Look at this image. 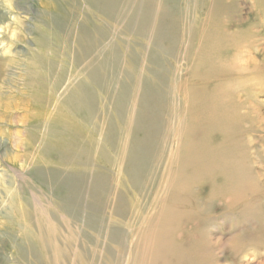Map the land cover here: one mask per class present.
Returning a JSON list of instances; mask_svg holds the SVG:
<instances>
[{
	"label": "rangeland",
	"instance_id": "obj_1",
	"mask_svg": "<svg viewBox=\"0 0 264 264\" xmlns=\"http://www.w3.org/2000/svg\"><path fill=\"white\" fill-rule=\"evenodd\" d=\"M162 1L0 0V264H48V260H45L48 254L51 256L47 257V259L53 256V264H78L79 260L81 261L79 264H113V262L116 264L120 257H123L126 249H128L129 259L130 252L133 254V252L136 253L137 251H135V245L139 246L140 239H138L139 233L137 231L145 222L143 215H154V212L159 210L156 202L159 199L158 196H161L160 190L162 191L165 184L164 178L169 174L176 177L180 171L185 172L187 181H190V185L184 191V194L187 197H192L191 200L195 202L196 206L194 207V213L189 215V217L191 216L190 218H184L180 221V226L187 236L185 239V241L187 240L186 246L189 247L193 243L196 244L200 249L199 255L205 259H217L218 264H264V130L259 129V131H256L255 137L253 139L248 138L249 141L245 139V144H247L245 146L247 155H245V163L243 164L245 165V171L241 170L239 173L242 176V181H245V192L243 198L239 196L237 198L239 201H235L232 204L231 198L222 199L211 191L212 186L220 182V179L217 178L218 175L214 174L212 177L207 172H193L192 159H190L191 162L189 160L185 164L170 166V161L167 157L170 152L169 150L167 151L165 141L170 136L166 132L167 128H169L167 127L166 119L169 115L175 116L177 114L175 117L173 116L174 119L176 118L174 120L176 125L174 129L176 133L179 131L183 136L180 145L182 150L184 151V149L196 143L200 134L197 130L195 132L193 129L190 130L187 124L192 125L196 121L195 119L198 118V109L196 110V107H198L199 99L200 102L207 99L211 93H215L217 87L223 88V86L230 85L233 92L230 95H238L245 91L246 97L247 91L253 92L254 99L259 103V109L264 114V0H164L163 3L166 1L165 4H162ZM227 5H230L229 8ZM89 14L90 16H88ZM140 15L143 17H140ZM222 29L228 33L231 32L232 34H227L233 35L232 38L235 37V40L241 39L240 46L245 49L246 55L245 76L238 77L233 75L227 79H222L223 82L217 80L212 74L210 76L211 63L223 61L218 60L221 53L209 56L206 48H199L200 42H203L202 44L205 43L204 45L212 43V38L210 37H212L211 32L214 30L225 35L226 32H221L223 31ZM101 33L106 34L103 36ZM91 35L93 36L91 37ZM183 42L186 44L184 45ZM187 42L189 43L187 44ZM108 44L110 51L107 48ZM256 47H259V49H256ZM38 48H41L40 51H38ZM103 48L106 51H103ZM247 48L249 49L248 51ZM185 53L190 54L192 61L189 58L186 60L182 58ZM42 54L46 55L43 56ZM217 56H219L218 59L216 58ZM247 56L249 57L247 58ZM230 60L224 65L226 67L229 66L234 72L235 62L234 59ZM120 61L121 63L124 62V64L119 63ZM187 61L190 62L188 63ZM109 63L110 65H107ZM117 65H121V67H115ZM110 66L112 70L109 69ZM137 66L139 67L137 68ZM35 68L36 72L33 70ZM82 69H86L87 72ZM119 69L121 70L119 71ZM43 70L44 73L42 72ZM143 70L144 75L150 76H144ZM171 70H177L175 75L174 73H172L173 75L171 74ZM119 75L121 76L119 77ZM195 75H197L196 78ZM123 80L126 81L123 82ZM157 81H160V83ZM115 82L116 84H114ZM119 83L120 85H118ZM141 84L142 88H146H143V92L146 90L144 93L142 92ZM127 85L130 87L129 89ZM110 86H113L112 88L115 90H112ZM62 87H64V90ZM124 87L127 92L122 90ZM77 88L81 89L80 93V89L78 90ZM168 88V91H164ZM73 89L76 92H73ZM161 91H163V94ZM140 92L145 96L142 93L140 94ZM171 92L174 93L170 94ZM96 93L99 96L98 94L96 96ZM165 93L173 97L175 102L172 101L173 107L176 108V111H173L172 114L167 113V94ZM62 94L64 96H61ZM114 94L120 99L117 97L113 98L116 96ZM101 95H107L106 98L108 100L103 98V96L101 97ZM119 95L125 96V100L122 103H124L128 111L124 110L125 107L123 105V111L119 108L118 104L121 100ZM248 95H250L248 97L253 99L251 93ZM174 96L176 97L174 98ZM97 97H101L100 100L99 98L97 100ZM139 100L141 101L139 102ZM70 101L74 102L75 106ZM53 102L54 104H52ZM108 102L109 104H106ZM111 102L116 104H111ZM137 102L138 104H136ZM144 102L147 104L146 106ZM148 107L150 108L148 109ZM184 107H186V110L182 111V109H185ZM105 109L107 112H104L106 111ZM136 109L140 110L139 114H137L138 111ZM146 109L149 112H145ZM74 111L77 114L73 113ZM151 111L153 112L152 114H150ZM71 112L72 114H70ZM144 112L150 115L141 116L140 114H144ZM189 113H191V116ZM89 114L95 117L90 116V119ZM193 114L195 119L192 117ZM82 116L83 119L85 118L84 121L81 119ZM110 116L111 118H109ZM145 116L151 119L152 117L157 118L161 122L160 125L154 128L152 121H149L151 119L146 118L144 120ZM123 117L125 122L122 119ZM99 119L101 120L99 121ZM181 119L184 123L182 129L178 126V122ZM138 120L139 122L143 121V128L148 126L147 128H150L148 129L150 132L147 128H145V131L142 130V127L139 130L134 125ZM41 122L45 124L43 125ZM64 124L68 128L67 130ZM68 124L69 126H67ZM90 124L93 125L91 126ZM148 124H151V126ZM50 125H55L57 131L51 130ZM82 126L84 127L83 129H81ZM70 127L71 129L76 128V130L71 131ZM47 129L50 130L48 131ZM59 129L61 130L58 131ZM163 129L165 130L163 131ZM145 132H149L151 135L155 132L154 135L157 139L158 146L153 151L154 153L151 152L150 155L147 154L149 150L147 149V144L149 146V142L145 138L151 135L147 134L144 137L146 135ZM246 132L250 133L249 130H246ZM137 134L138 136H136ZM139 136L143 137L141 139H143L144 143L140 141ZM170 137L169 141L173 140L170 147L174 148L173 152H175L178 143L176 144L173 136ZM110 138L111 140H109ZM136 139L142 142V144L139 143L138 150L135 149L134 145L135 141H137ZM250 140L252 141L250 142ZM70 142L74 143L71 145ZM124 143L127 144L124 145ZM143 145L146 146L144 147ZM66 146H70V148ZM132 146L134 149L130 148ZM159 147H162L161 150H159ZM49 149L52 150L50 151ZM182 152L179 151L177 154ZM183 153L182 158H184ZM141 154L147 155L146 158L149 161ZM139 157L143 159H139ZM163 159L167 161L165 160L166 162H164ZM72 160L74 161L72 162ZM158 161L159 165L157 166L156 163ZM203 161L205 162V160ZM88 162L92 166H89L91 164ZM148 164H152L153 168L151 165L149 167ZM150 168L154 170L152 171ZM167 169L168 171L166 172ZM162 173L165 174L163 175ZM158 175L160 176L158 177ZM161 176L162 178H160ZM135 177H138L139 183L142 181L143 188H146L145 191L142 190V195L139 194V184L136 185ZM160 182L162 183L160 184ZM156 184L157 188L154 186ZM193 193L194 195H192ZM100 194H103V198ZM18 195L20 196L18 197ZM28 197L30 198L28 199ZM118 198L125 199L120 200ZM26 200L28 201L27 203L25 202ZM14 202L17 208L14 207ZM18 204H21V206ZM19 206L20 210L18 209ZM117 207L120 209H117ZM139 207H142L140 211ZM24 210L26 211L24 212ZM129 211L130 213H128ZM119 212L128 217L125 218ZM50 214H54L53 222L59 226L56 231L57 234L55 239L53 237L47 241L50 247L49 250H43L39 255L34 256L30 253V246L23 234L25 233L23 228L25 225H33L40 220L38 219L40 217L48 221ZM18 215L19 218L15 217ZM90 217L96 220V231L91 229L87 223ZM14 219L15 221H13ZM17 224L19 228L16 227ZM114 227L119 228L120 237H118L117 241L126 247L124 248L125 251L121 249L123 247H120V243L117 244V241L114 243L109 241L110 236L108 235H111ZM187 229L188 231L190 230V233L187 232ZM30 231L32 230L29 229ZM86 235L92 237V240L87 241L88 243L86 242ZM21 242H24V245ZM37 242L41 243L40 241ZM19 248L24 250L19 252ZM132 248L134 251L131 250ZM87 249L90 251L89 254L85 252ZM111 249L113 253L110 252L109 254V252H106L111 251ZM81 253L84 254V257L88 255L83 258ZM126 255L124 259H126ZM83 260L86 261L84 262ZM124 261L126 264V260ZM121 264H124V262H121Z\"/></svg>",
	"mask_w": 264,
	"mask_h": 264
},
{
	"label": "bare ground",
	"instance_id": "obj_2",
	"mask_svg": "<svg viewBox=\"0 0 264 264\" xmlns=\"http://www.w3.org/2000/svg\"><path fill=\"white\" fill-rule=\"evenodd\" d=\"M145 1V0H144ZM99 2H100V0H99ZM164 2V0L162 1V4H165L166 3V1H165V3H163ZM127 3V2H126ZM88 4H90V3H88ZM96 4V3H95ZM160 4V3H159ZM201 5V4H200ZM160 6V5H159ZM228 6V5H227ZM230 6V5H229ZM229 6H228V8H229ZM161 7H162V5H161ZM163 7H165V6H163ZM163 9V8H162ZM164 10H165V8H164ZM167 10V9H166ZM214 10V9H213ZM149 11V10H148ZM135 12V11H134ZM147 13V12H146ZM145 13V14H146ZM209 13V12H208ZM142 14H143V12H142ZM141 14V15H142ZM140 15V17H143V16H141ZM235 15V14H234ZM88 16H90V14L88 15ZM186 16V15H185ZM209 16V15H208ZM130 17V16H129ZM132 17V16H131ZM212 17V16H211ZM222 17V16H221ZM87 19V18H86ZM89 19V18H88ZM112 19V18H111ZM134 19V18H133ZM139 19V18H138ZM113 20V19H112ZM114 20H115V18H114ZM186 20V19H185ZM132 21V20H131ZM222 21V20H221ZM156 22V21H155ZM158 23V22H157ZM176 23V22H175ZM124 24V23H123ZM222 25H223V23H222ZM97 26V25H96ZM100 26V25H99ZM124 26V25H123ZM119 27V26H118ZM194 27V26H193ZM102 28V27H101ZM123 28V27H122ZM127 28V27H126ZM93 29V28H92ZM95 30V29H94ZM123 30H125V29H123ZM127 30V29H126ZM223 30V29H222ZM120 31V30H119ZM157 31V30H156ZM218 31H220V30H218ZM243 31V30H242ZM241 31V32H242ZM221 32H226V31H221ZM233 32V31H232ZM84 33V32H83ZM89 33V32H88ZM204 33H205V31H204ZM212 34H211V36L212 37H210V38H212L211 40H212V43H209V45H204V44H202L203 42H200V44H199V48L200 47H203V48H206L207 49V53L209 54V56L211 55V56H214V55H219V53H221V55H219L220 57H221V59H220V57L219 56H217L216 58L218 59V57H219V61L220 60H223V61H221V62H215V63H211V71H210V76H211V74L212 75H214L215 76V78L217 79V80H220V81H222V79H227L228 77H231V76H238V77H240V76H245V57H246V55H245V49L244 48H242L241 46H240V40L241 39H239V40H235L234 38H232L233 37V35H228V34H230V33H228V32H226L225 33V35H222V33H220V32H216L215 30L213 31V32H211ZM228 33V34H227ZM234 33V32H233ZM102 34V33H101ZM106 34V33H105ZM105 34H102L103 36L105 35ZM189 34V33H188ZM232 34V33H231ZM88 35H90V34H88ZM101 35V36H102ZM205 35V34H204ZM244 35V34H243ZM93 35H91V37H92ZM181 36V35H180ZM195 36V35H194ZM210 36V35H209ZM89 37V36H88ZM95 37H96V35H95ZM95 37H93V38H95ZM98 37V36H97ZM164 37H166V36H164ZM185 37V36H184ZM243 37V36H242ZM252 37V36H251ZM86 38V37H85ZM90 38V37H89ZM92 38V39H93ZM100 38V37H99ZM98 38V39H99ZM152 38V37H151ZM183 38V37H182ZM240 38V37H239ZM83 39V38H82ZM162 39V38H161ZM186 39V38H185ZM185 39H183L184 41H185ZM236 39H237V37H236ZM246 39H248V38H246ZM259 39V38H258ZM164 40V39H163ZM187 40V39H186ZM95 41V40H94ZM117 41V40H116ZM121 41V40H120ZM243 41V40H242ZM91 42V41H90ZM110 42V41H109ZM137 42V41H136ZM162 42H164V41H162ZM186 42V41H185ZM254 42V41H253ZM129 43V42H128ZM189 42H187V44H188ZM192 43V42H191ZM248 43V42H247ZM257 43V42H256ZM260 43V42H259ZM83 44V43H82ZM93 44V43H92ZM134 44V43H133ZM138 44V43H137ZM183 44H184V42H183ZM186 44V43H185ZM184 44V45H185ZM76 45V44H75ZM129 45H131V44H129ZM169 45V44H168ZM242 45V44H241ZM252 45H253V43H252ZM259 45V44H258ZM79 46V45H78ZM97 46V45H96ZM109 44L107 45V48L109 49ZM190 46H191V44H190ZM254 46V45H253ZM84 47V46H83ZM106 48V47H105ZM139 48V47H138ZM255 48V47H254ZM259 49V47H256V49ZM41 49V48H40ZM40 49L38 48V51H40ZM102 49V48H101ZM104 49V48H103ZM107 49V50H108ZM195 49H197V48H195ZM36 50V49H35ZM112 50V49H111ZM249 49L247 48V51H248ZM101 51V50H100ZM103 51H106V49H104ZM103 51H101V52H103ZM109 51H110V49H109ZM108 51V52H109ZM128 51V50H127ZM208 51H210V52H208ZM83 52V51H82ZM92 52V51H91ZM40 53V52H39ZM41 53H43V52H41ZM47 53V52H46ZM81 53V52H80ZM196 53V52H195ZM204 53V52H203ZM53 54H55V53H53ZM95 54V53H94ZM93 54V55H94ZM110 54H111V52H110ZM128 54H130V53H128ZM43 55V54H42ZM46 55V54H45ZM45 55H43V56H45ZM48 55V54H47ZM82 55V54H81ZM99 55V54H98ZM97 55V56H98ZM104 55V54H103ZM108 55V54H107ZM123 55V54H122ZM197 55V54H196ZM55 56H57V55H55ZM59 56V55H58ZM64 56V55H63ZM88 56V55H87ZM96 56V57H97ZM100 56V55H99ZM137 56V55H136ZM189 56V57H188ZM39 57L40 58H42L41 57V55H39ZM49 57V56H48ZM95 57V56H94ZM93 57V58H94ZM124 57V56H123ZM181 57V56H180ZM194 57H196V56H194ZM249 56H247V58H248ZM35 58V57H34ZM36 58H38V56H36ZM65 58V57H64ZM82 59H83V57H81ZM104 58V57H103ZM102 58V59H103ZM182 58H185V60L186 59H188L189 58V60H191L192 61V59H191V56H190V54H186L185 53V55L183 54L182 55ZM70 59V58H69ZM99 59V58H98ZM115 59V58H114ZM124 59V58H123ZM216 59V60H217ZM230 59H234V62H235V65H234V72H232V70L230 69V67L228 66V67H226V65H224V63L226 64V63H228V60H230ZM36 60V59H35ZM38 60V59H37ZM44 60V59H43ZM122 60V59H121ZM193 60H195L194 58H193ZM208 60V59H207ZM211 60H214V59H211ZM47 61V60H46ZM57 61V60H56ZM67 61V60H66ZM87 61H89V60H87ZM99 61V60H98ZM104 61V60H103ZM108 61V60H107ZM107 61H106V63H107ZM132 61V60H131ZM231 61V60H230ZM255 61V60H254ZM38 62V61H37ZM41 62H43V61H41ZM49 62V61H48ZM52 62V61H51ZM183 62V61H182ZM186 62V61H185ZM188 62V61H187ZM190 62V61H189ZM188 62V63H189ZM223 62V63H222ZM233 62V61H232ZM247 62V61H246ZM68 63V62H67ZM111 63V62H110ZM110 63L109 64H107V65H110ZM114 63V62H113ZM112 63V64H113ZM119 63H121V61L119 62ZM123 64H124V62H122ZM121 63V64H122ZM127 63H128V61H127ZM192 63V62H191ZM205 63V62H204ZM38 64V63H37ZM46 64V63H45ZM58 64V63H57ZM83 64V63H82ZM104 64H105V62H104ZM194 64H195V62H194ZM253 64H255V63H253ZM39 65V64H38ZM53 65H56V64H53ZM72 65V64H71ZM48 66V65H47ZM46 66V67H47ZM79 66V65H78ZM85 66V65H84ZM119 65H117V66H115V67H118ZM124 66V65H123ZM122 66V67H123ZM189 67H190V65H188ZM41 67H44V66H41ZM52 67H54V66H52ZM96 67V66H95ZM108 67V66H107ZM121 67V65L119 66V68ZM139 66H137V68H138ZM155 67H156V65H155ZM32 68V67H31ZM58 68V67H57ZM57 68H55V69H57ZM66 68V67H65ZM85 68V67H84ZM88 69H89V67H87ZM158 68V67H157ZM249 68V67H248ZM247 68V69H248ZM29 69V68H28ZM43 69H46L45 67L43 68ZM54 69V70H55ZM70 69V68H69ZM79 69V68H78ZM81 69V68H80ZM109 69H111V66L109 67ZM116 69V68H115ZM122 69V68H121ZM121 69H119V71L121 70ZM128 69V68H127ZM147 69V68H146ZM173 69V68H172ZM210 69V68H209ZM30 70V69H29ZM35 72H36V68L35 69H33ZM83 70V69H82ZM112 70V69H111ZM126 70V69H125ZM235 70H236V72H235ZM52 71V70H51ZM50 71V72H51ZM67 71V70H66ZM69 71V70H68ZM83 71H85V72H87L86 71V69L85 70H83ZM100 71H101V69H100ZM127 71V70H126ZM138 71V70H137ZM136 71V72H137ZM148 71V70H147ZM176 71L177 70H171V74L172 73H174V75H175V73H176ZM190 71V70H189ZM193 71V70H192ZM28 72V71H27ZM30 72V71H29ZM31 72H32V69H31ZM43 73H44V70L42 71ZM64 72V71H63ZM102 72V71H101ZM108 72H110V71H108ZM116 72H117V70H116ZM131 72V71H130ZM149 72V71H148ZM208 72V71H207ZM255 72V71H254ZM253 72V73H254ZM34 73V72H33ZM32 73V74H33ZM84 73V72H83ZM88 73H90V72H88ZM97 73H98V71H97ZM132 73V72H131ZM209 73V72H208ZM29 74V73H28ZM37 74V73H36ZM55 74V73H54ZM81 74H82V72H81ZM84 74H86V73H84ZM96 74V73H95ZM116 74V73H115ZM114 74V75H115ZM127 74H128V71H127ZM250 74V73H249ZM30 75V74H29ZM46 75V74H45ZM66 75H68V74H66ZM72 75V74H71ZM113 75V76H114ZM121 75H122V73H121ZM121 75H119V77L121 76ZM125 75V74H124ZM133 75V74H132ZM143 75H144V70H143ZM146 75V74H145ZM144 75V76H145ZM173 75V74H172ZM209 75V74H208ZM42 76V75H41ZM73 76V75H72ZM117 76V75H116ZM115 76V77H116ZM127 76H129V75H127ZM134 76V75H133ZM147 76V75H146ZM150 75H148L147 77H149ZM196 76L197 75H195V78H196ZM198 76H200V75H198ZM204 76V75H203ZM203 76H202V78H203ZM250 76V75H249ZM32 77V76H31ZM34 77H35V74H34ZM45 77V76H44ZM43 77V78H44ZM54 77V76H53ZM67 77V76H66ZM80 77V76H79ZM112 77V76H111ZM125 77V76H124ZM124 77H122V78H124ZM129 77H131V76H129ZM137 77V76H136ZM167 77V76H166ZM176 77V76H175ZM33 78V77H32ZM70 78V77H69ZM76 78V77H75ZM88 78V77H87ZM114 78V77H113ZM132 78V77H131ZM143 78H145V77H143ZM157 78V77H156ZM168 78V77H167ZM174 78V77H173ZM190 78V77H189ZM204 78H207V77H204ZM29 79H30V76H29ZM34 79V78H33ZM52 79V78H51ZM74 79V78H73ZM151 79V78H150ZM233 79V78H232ZM36 80V79H35ZM44 80V79H43ZM64 80H66V79H64ZM75 80V79H74ZM74 80H72V81H74ZM77 80V79H76ZM83 81H85L84 79H82ZM82 80H81V82H82ZM88 80H89V78H88ZM109 80V79H108ZM113 80H115V79H113ZM137 80V79H136ZM211 80V79H210ZM38 81V80H37ZM78 81H80V79H78ZM116 81V80H115ZM126 81V80H125ZM124 80H123V82H125ZM144 81V80H143ZM169 81V80H168ZM205 81H207V80H205ZM236 81V80H235ZM8 82V81H7ZM33 82H34V80H33ZM51 82V81H50ZM89 82V81H88ZM106 82V81H105ZM142 82V81H141ZM145 82V81H144ZM158 82V81H157ZM156 82V83H157ZM223 82V81H222ZM221 82V83H222ZM12 83V82H11ZM38 83V82H37ZM36 83V84H37ZM40 83V82H39ZM53 83V82H52ZM58 83V82H57ZM77 83V82H76ZM87 83V82H86ZM128 83H130L129 81H128ZM128 83H126V84H128ZM132 83V82H131ZM135 83H137V82H135ZM150 83V82H149ZM158 83H160V81L158 82ZM166 83V82H165ZM191 83H192V81H191ZM245 83V82H244ZM244 83H242V84H244ZM41 84V83H40ZM54 84V83H53ZM71 84V83H70ZM84 84V86H85V82L83 83ZM89 84V83H88ZM109 84V83H108ZM114 84H116V82L114 83ZM114 84H112V85H114ZM125 84V85H126ZM133 84V83H132ZM132 84H130V85H132ZM143 84V83H142ZM142 84H141V88H142ZM169 84V83H168ZM35 85V84H34ZM50 85H52V84H50ZM96 85V84H95ZM118 85H120V83L118 84ZM117 85V86H118ZM124 85V86H125ZM151 85V84H150ZM155 86H159V85H156V84H154ZM163 85V84H162ZM180 85V84H179ZM221 85V84H220ZM88 86V85H87ZM96 86H98V85H96ZM108 86V85H107ZM128 86V85H127ZM133 86H134V84H133ZM144 86H146V85H144ZM165 86V85H164ZM223 86V85H222ZM3 87H4V85H3ZM6 87V86H5ZM71 87V86H70ZM75 87H77V86H75ZM109 87V86H108ZM111 88L113 87V86H110ZM150 87H152V86H150ZM166 87H167V84H166ZM169 87V86H168ZM63 88V90H64V87H62ZM65 88H67V87H65ZM72 88H73V86H72ZM71 88V89H72ZM91 88V87H90ZM97 88V87H96ZM104 88V87H103ZM102 88V89H103ZM117 88V87H116ZM130 87L128 86V89H129ZM133 88V87H132ZM134 88H135V86H134ZM144 88V87H143ZM143 88H142V92H143ZM148 88H149V85H148ZM174 88V87H173ZM232 87L229 85V86H223V88L221 87V88H216L215 89V93H211L210 94V96L207 98V99H204V100H202L201 102H200V99H199V101H198V107H196V110L198 111V118H196L195 119V117H194V114H193V118L196 120L192 125L191 124H187V127L190 129V130H192L193 129V131L195 132L196 130L199 132V134H200V136H198V139H197V141H196V143L195 144H192L189 148L187 147V149H184V151L182 150V148H181V140L183 139V136H182V134L181 133H179V131H177V133L175 132V129H174V126H176L175 124H174V120H176V118L174 119V117L177 115L176 113V115L174 116V115H172V116H168L167 117V119H166V123L168 124L167 125V127H169V128H167V131L166 132H168V134L170 135V136H173L174 138H175V142H176V144H177V146H176V148H175V152H173L174 150V148H172V147H170V146H172V143L169 141V139L171 138L169 135H165V136H169L165 141H166V147H167V151L169 150V152H170V154H169V156H167L168 158H169V161H170V166H172V165H178V164H181V163H184L185 164V162L186 161H189L190 159H192L193 160V168H192V171L193 172H196V173H199V172H207V173H209V175H211L212 177L214 176V174H216V175H218V179H220V182H218V183H216V185H213L212 186V189H211V191L212 192H214L215 194H217L218 196H220L222 199H224V198H231V204L232 203H235V201H239L237 198H239V196H242V198L244 197L243 195H244V192H245V181H242V176L239 174L240 173V171L242 170V171H245V165H243L245 162V155H247L246 153H245V146L247 145V144H245V139H246V141L248 140L249 141V139L248 138H254L255 137V134H256V131H259V129H262V130H264V114L263 113H261V111H260V107H259V103H257L256 101H255V99H254V93L253 92H251V91H247L246 92V97H245V91H242L240 94H238V95H230L231 93H233L232 92V89H231ZM58 89V88H57ZM69 89V88H68ZM70 89V90H71ZM78 90L80 89V88H77ZM87 89V88H86ZM118 89H119V87H118ZM117 89V90H118ZM126 88L124 87V89H122V90H125ZM144 89H146V88H144ZM157 89V88H156ZM158 89H159V87H158ZM160 89H162V88H160ZM165 89V88H164ZM163 89V90H164ZM175 89V88H174ZM9 90V89H8ZM51 90V89H50ZM77 90V91H78ZM97 90H99V88H97ZM105 90H108V89H105ZM110 90V89H109ZM112 90H115V89H113L112 88ZM121 90V91H122ZM140 90V89H139ZM169 90V88L167 89V90H164V91H168ZM185 90V89H184ZM56 91V90H55ZM58 91V90H57ZM82 91H84V90H82ZM100 91H102V90H100ZM104 91V90H103ZM111 91V90H110ZM110 91H109V93H110ZM126 92H127V90H125ZM146 90H144V92H145ZM233 91H234V89H233ZM48 92V91H47ZM51 92V91H50ZM66 92V91H65ZM73 92H76V91H74V89H73ZM81 92V89L79 90V93ZM86 92H88V91H86ZM106 92H108V91H106ZM119 92V91H118ZM117 92V93H118ZM133 92V91H132ZM142 92H140V94L142 93ZM143 92V93H144ZM162 92V94H163V91H161ZM160 92V93H161ZM170 92V91H169ZM188 92V91H187ZM186 92V93H187ZM55 93V92H54ZM67 93V92H66ZM83 93H85V92H83ZM100 93V92H99ZM116 93V92H115ZM134 93V92H133ZM142 93V94H143ZM172 93H174V92H171L170 94H172ZM181 93V92H180ZM185 93V92H184ZM252 94L253 95V99H251L250 97H248V96H250V95H248V94ZM51 94V93H50ZM97 94L98 93H96V96H97ZM101 94V93H100ZM104 94V93H103ZM121 94V93H120ZM127 94V93H126ZM132 94V93H131ZM165 94H167V93H165ZM182 94V93H181ZM56 95V94H55ZM60 95V94H59ZM58 95V96H59ZM77 95V94H76ZM95 95V94H94ZM107 95H108V93H107ZM107 95H101V97L103 96V98H106L107 97ZM114 95H116V94H114ZM122 95V94H121ZM121 95H119L120 97H121V100H120V102H119V108H121L122 109V107L124 106L125 107V111H128V110H126V106L124 105V103H122L123 102V100H125L124 99V97H122ZM139 95V94H138ZM156 95V94H155ZM161 95V94H160ZM173 95H175V94H173ZM177 95V94H176ZM182 95H184V94H182ZM189 95V94H188ZM208 95V94H207ZM61 96H64L63 94L61 95ZM61 96H59V97H61ZM98 96H99V94H98ZM110 96H111V94H110ZM113 96V95H112ZM134 96H135V94H134ZM142 96V95H141ZM143 96H145L144 94H143ZM142 96V98H144ZM163 96V95H162ZM166 96V95H165ZM43 97V96H42ZM41 97V98H42ZM66 97V96H65ZM101 97H97V100H98V98H99V100H100V98ZM115 97H117V95L116 96H114L113 98H115ZM164 97V96H163ZM176 96H174V98H175ZM39 98V97H38ZM47 98V97H46ZM50 98V97H49ZM63 98V97H62ZM78 98V97H77ZM82 98H83V96H82ZM112 98V99H113ZM117 98H119V97H117ZM129 98H131V97H129ZM128 98V99H129ZM132 98H134L133 96H132ZM137 98H138V96H137ZM141 98V99H142ZM156 98V97H155ZM172 98V99H171ZM43 99V98H42ZM58 99V98H57ZM64 99V98H63ZM66 99V98H65ZM107 99V98H106ZM120 99V98H119ZM187 99H189V98H187ZM40 100V99H39ZM49 100V99H48ZM51 100H53V99H51ZM103 100H105V99H103ZM108 100V99H107ZM176 100V99H175ZM183 100V99H182ZM55 101V100H54ZM59 101V100H58ZM57 101V102H58ZM67 101V100H66ZM106 101V100H105ZM104 101V102H105ZM113 101V100H112ZM115 101H116V99H115ZM141 100H139V102H140ZM143 101V100H142ZM161 101V100H160ZM173 97H171V96H169V94H167V101H166V107L168 108L167 110V113L168 114H172L173 113V111L175 112L176 111V108L175 107H173L174 106V104H173ZM43 102H44V100H43ZM45 102H46V100H45ZM68 102V101H67ZM71 102V101H70ZM99 102V101H98ZM103 102V103H104ZM116 102H118V100L116 101ZM125 102V101H124ZM127 102H129V101H127ZM126 102V103H127ZM131 102V101H130ZM147 102V101H146ZM164 102H165V100H164ZM51 103V102H50ZM115 103V102H114ZM114 103H112L111 102V104H114ZM125 103V104H126ZM175 103V102H174ZM187 103H188V101H187ZM192 103V102H191ZM46 104H48V103H46ZM52 104H54V102L52 103ZM71 104H73L74 105V102H71ZM94 104H95V101H94ZM106 104H109V102L108 103H106ZM110 104V105H111ZM116 104V103H115ZM127 104H129V103H127ZM136 104H138V102L136 103ZM144 104H145V106L147 105L145 102H144ZM143 104V105H144ZM184 104V103H183ZM121 105V106H120ZM123 105V106H122ZM133 105V104H132ZM139 105H140V103H139ZM164 105V104H163ZM162 105V106H163ZM186 105V104H185ZM49 106H50V104H49ZM68 106H69V104H68ZM75 106V105H74ZM77 106V105H76ZM109 106V105H108ZM108 106H106V107H108ZM117 106V105H116ZM115 106V107H116ZM129 106H131V105H129ZM152 106V105H151ZM56 107V106H55ZM97 107H98V105H97ZM106 107H104V108H106ZM112 107H113V105H112ZM115 107H114V109H115ZM118 107V106H117ZM127 107H128V105H127ZM132 107V106H131ZM144 107V106H143ZM164 107V106H163ZM172 107V108H171ZM63 108V107H62ZM69 108V107H68ZM67 108V109H68ZM75 108V107H74ZM100 108V107H99ZM118 108V109H119ZM129 108V107H128ZM135 108H136V106H135ZM150 107H148V109H149ZM157 108V107H156ZM156 108H154V109H156ZM185 109H182V111H185L186 110V107H184ZM77 109H78V106H77ZM81 109V108H80ZM96 109V108H95ZM94 109V110H95ZM108 109H110L109 107H108ZM121 109H119V110H121ZM123 109H122V111H123ZM134 109V108H133ZM137 109H138V107H137ZM136 109V110H137ZM140 109H141V107H140ZM153 109V108H152ZM179 109V108H178ZM74 110V109H73ZM93 110V109H92ZM106 110V109H105ZM111 110V109H110ZM130 110H131V108H130ZM142 110V109H141ZM192 110V109H191ZM64 111V110H63ZM69 111V110H68ZM98 111V110H97ZM116 111H117V109H116ZM138 111V112H137ZM136 112H137V114H139V111L140 110H137ZM142 111H144V110H142ZM148 110L146 109V111L145 112H147ZM195 111V110H194ZM78 112V111H77ZM83 112V111H82ZM94 112V111H93ZM103 112V111H102ZM104 112H107V110L106 111H104ZM133 112V111H132ZM131 112V113H132ZM144 112V114L142 115V114H140L141 116H144L145 114L146 115H148L147 113H145ZM149 112V111H148ZM153 112H154V110H153ZM152 111H151V113L150 114H152L153 113ZM196 112V111H195ZM194 112V113H195ZM73 113H75V111L73 112ZM91 113V112H90ZM100 113V112H99ZM114 113V112H113ZM123 113V112H122ZM127 113V112H126ZM125 113V114H126ZM70 114H72V112L70 113ZM75 114H77V113H75ZM100 114H102V113H100ZM107 114V113H106ZM119 114V113H118ZM149 114V115H150ZM191 113H189V115H190ZM74 115V114H73ZM110 115V114H109ZM109 115H107V116H109ZM112 115V114H111ZM127 115V114H126ZM154 115V114H153ZM75 116H77V115H75ZM84 116V115H83ZM83 116H82V118L81 119H83ZM89 116V118L91 119V117H95V116H91L90 114L88 115ZM87 116V117H88ZM91 116V117H90ZM100 116V115H99ZM116 116H118V115H116ZM122 116V115H121ZM160 116H162V115H160ZM174 116V117H173ZM191 116V115H190ZM97 118H98V116H96ZM114 117V116H113ZM134 117H135V115H134ZM152 117V116H151ZM157 117V116H156ZM76 118V117H75ZM109 118H111V116L109 117ZM137 118V117H136ZM141 118V117H140ZM146 118H148V117H146L145 116V118H144V120L146 119ZM49 119V118H48ZM71 119V118H70ZM85 119V118H84ZM84 119H83V121H84ZM102 119V118H101ZM101 119H99V121L101 120ZM113 119V118H112ZM123 120H124V117L122 118ZM135 119V118H134ZM148 119H151L150 117L148 118ZM89 120V119H88ZM87 121V120H86ZM85 121V122H86ZM106 121V120H105ZM114 121H115V118H114ZM128 121V120H127ZM136 121V120H135ZM134 121V122H135ZM149 121H152V124L154 125V128H156L157 126H159L160 125V121L157 119V118H155V117H152V119L151 120H149ZM148 121V122H149ZM164 121V120H163ZM185 121H186V118H185ZM44 122V121H43ZM47 122H49V121H47ZM90 122V121H89ZM94 122V121H93ZM102 122V121H101ZM124 122H125V120H124ZM130 122V121H129ZM143 122V121H142ZM142 122H139V120H138V122H135L136 124H134L137 128H139V130H141V127L143 128V126H144V124L142 123ZM38 123V122H37ZM104 123V122H103ZM115 123V122H114ZM179 123V124H178ZM177 124H178V126L180 127V129H182L183 127H184V123L182 122V119L181 120H179V122H178ZM41 124H43L42 122H41ZM45 124V123H44ZM43 124V125H44ZM76 124V123H75ZM131 124H133L132 122H131ZM174 124V125H173ZM91 126L93 125V124H90ZM149 126H151V124H148ZM41 126V125H40ZM67 126H69V124L67 125ZM79 126V125H78ZM97 126H98V124H97ZM134 126V127H135ZM146 126V125H145ZM191 126V127H190ZM50 129L51 130H53V131H57V129L55 128L56 126L55 125H50ZM64 127H66L65 126V124H64ZM111 127V126H110ZM127 127V126H126ZM135 127V128H136ZM148 126H146L145 128H147ZM161 127V126H160ZM186 127V126H185ZM81 128V127H80ZM84 127L82 126V128L81 129H83ZM129 128H130V126H129ZM145 128H143L142 130H144L145 131ZM49 129V130H50ZM68 128L66 127V130H67ZM70 129H71V127H70ZM91 129V128H90ZM148 129H150V128H147V130ZM48 130V129H47ZM48 130V131H49ZM61 129H59L58 131H60ZM63 130V129H62ZM74 130H76V128L75 129H71V131H74ZM79 130V129H78ZM129 130V129H128ZM153 130V129H152ZM165 129H163V131H164ZM246 130H249V132L250 133H247L246 132ZM261 130V131H262ZM149 131V130H148ZM163 131H162V133H163ZM69 133H71L70 131H68ZM67 132V133H68ZM80 132V131H79ZM150 132V131H149ZM149 132H145L146 133V135L144 136V137H146L147 136V134H149ZM59 133V132H58ZM75 133V132H74ZM101 133V132H100ZM129 133V132H128ZM141 133V132H140ZM143 133V132H142ZM144 133V134H145ZM153 133V132H152ZM176 133V134H175ZM246 133H247V135H246ZM143 134V135H144ZM155 134V132L153 133V135H151V134H149V135H151V136H149L148 138L146 137L145 139H146V141L147 142H149V146H148V144H147V149H149L148 150V152H147V154L148 155H150L151 154V152H153L154 150H156L155 148L158 146L157 145V139H156V136L154 135ZM166 134V133H165ZM174 134V135H173ZM259 134V133H258ZM263 134V133H262ZM69 135V134H68ZM75 135V134H74ZM82 135V134H81ZM86 135H87V133H86ZM43 136V135H42ZM78 136V135H77ZM127 136V135H126ZM136 136H138V134L136 135ZM142 136V135H141ZM164 136V135H163ZM162 136V137H163ZM39 137V136H38ZM79 137H81L80 135H79ZM123 137V136H122ZM130 137V136H129ZM140 137V136H139ZM138 137V138H139ZM68 138H70V137H68ZM75 138V137H74ZM82 138V137H81ZM85 138H86V136H85ZM101 138V137H100ZM132 138V137H131ZM141 138H143V137H140V139ZM165 138V137H164ZM36 139V138H35ZM44 139V138H43ZM52 139V138H51ZM70 139H72V138H70ZM69 139V140H70ZM134 139V138H133ZM144 139V140H145ZM163 139V138H162ZM74 140V139H73ZM79 140V139H78ZM103 140V139H102ZM109 140H111V138L109 139ZM120 140V139H119ZM124 140V139H123ZM137 141H135L136 143H134L133 141V143H134V145H135V149L136 150H138V146H139V143H141L142 144V142H143V139H141L140 141H142V142H139L138 141V139H136ZM81 141V140H80ZM79 141V142H80ZM86 141V140H85ZM118 141V140H117ZM126 141V140H125ZM124 141V142H125ZM252 140H250V142H251ZM69 142V141H68ZM77 142V141H76ZM75 142V143H76ZM107 142V141H106ZM123 142V141H122ZM132 142H131V144H132ZM38 143V142H37ZM71 143V142H70ZM72 143H74V142H72ZM72 143H71V145H72ZM144 143V142H143ZM159 143V142H158ZM161 143H162V141H161ZM47 144V143H46ZM50 144V143H49ZM127 144V143H126ZM125 143H124V145H126ZM137 144V145H136ZM141 144H140V148L142 147L141 146ZM163 144V143H162ZM161 144V145H162ZM250 144V143H249ZM262 144V143H261ZM48 145V144H47ZM80 145H82V144H80ZM79 145V146H80ZM123 145V146H124ZM133 145V144H132ZM165 145V144H164ZM63 146V145H62ZM76 146V145H75ZM85 146V145H84ZM144 146V145H143ZM146 146V145H145ZM144 146V147H145ZM258 146V145H257ZM47 147V146H46ZM49 147V146H48ZM65 147V146H64ZM67 147V146H66ZM128 147V146H127ZM170 147V148H169ZM250 147H251V145H250ZM55 148V147H54ZM57 148V147H56ZM67 148H70V146L69 147H67ZM123 148V147H122ZM131 149H134L133 148V146L132 147H130ZM162 148V147H161ZM161 148L159 147V150H161ZM261 148V147H260ZM60 149V148H59ZM72 149V148H71ZM77 149V148H76ZM79 149V148H78ZM130 149V150H131ZM147 149H145V150H147ZM50 150V149H49ZM49 150H47V151H49ZM52 150V149H51ZM50 150V151H51ZM54 150V149H53ZM80 150V149H79ZM158 150V149H157ZM176 150L179 152H182L183 153V157L184 158H182V153L179 155V154H177L176 153ZM88 151H89V149H88ZM66 152V151H65ZM125 152V151H124ZM126 152H127V150H126ZM133 152V151H132ZM131 152V153H132ZM137 152V151H136ZM143 152V151H142ZM158 152V151H157ZM157 152H155V153H157ZM68 153V152H67ZM80 153V152H79ZM154 153V152H153ZM130 154V153H129ZM137 154H138V152H137ZM158 154V153H157ZM162 154V153H161ZM160 154V155H161ZM164 155H165V153H163ZM254 154H255V152H254ZM115 155V154H114ZM126 155V154H125ZM132 155H133V153H132ZM135 155H136V153H135ZM134 155V156H135ZM142 155V154H141ZM159 155V156H160ZM105 156V155H104ZM131 156V155H130ZM137 157H138V155H136ZM142 156H144V155H142ZM158 156V158L160 159V157ZM85 157V156H84ZM109 157V156H108ZM129 157V156H128ZM147 157V155H145L144 156V158H146ZM149 157V156H148ZM162 157V156H161ZM75 158H77V157H75ZM86 158V157H85ZM166 158V157H165ZM182 158V159H181ZM105 159H107V158H105ZM122 159V158H121ZM130 159V158H129ZM135 159H137V158H135ZM139 159H143V158H141V157H139ZM147 159V158H146ZM156 159H157V157H156ZM162 159V158H161ZM148 160V159H147ZM164 160V162H166L167 160L166 159H163ZM166 160V161H165ZM181 160V161H180ZM203 160H205V162L203 161ZM74 160H72V162H73ZM78 161V160H77ZM139 161V160H138ZM149 161V160H148ZM151 161V160H150ZM87 162V161H86ZM127 162V161H126ZM136 162V161H135ZM156 162V161H155ZM163 162V163H164ZM189 162H191V160L189 161ZM75 163V162H74ZM89 163V162H88ZM87 163V164H88ZM119 163V162H118ZM121 163V162H120ZM123 163V162H122ZM150 163V162H149ZM152 163V162H151ZM162 163V164H163ZM187 163V162H186ZM80 164V163H79ZM87 164H85V165H87ZM89 164H91V163H89ZM153 164V163H152ZM152 164H150L151 165V167L153 168V166H152ZM157 164V166L159 165V161L156 163ZM161 164V165H162ZM165 164V163H164ZM248 164V163H247ZM81 165V164H80ZM84 165V166H85ZM146 165V164H145ZM145 165H144V167H145ZM149 165V164H148ZM150 165H149V167H150ZM160 165V166H161ZM167 165H168V162H167ZM83 166V167H84ZM89 166H92V164L91 165H89ZM156 166V167H157ZM182 166V165H181ZM72 167V166H71ZM83 167H81V168H83ZM88 167V166H87ZM127 167V166H126ZM136 167V166H135ZM146 167H147V165H146ZM156 167H155V169H156ZM173 167V166H172ZM189 167V166H188ZM152 168H150V169H152ZM163 168V167H162ZM179 168V167H178ZM122 169V168H121ZM130 169H131V166H130ZM129 169V170H130ZM165 169V168H164ZM171 169V168H170ZM70 170V169H69ZM132 170V169H131ZM142 170V169H141ZM154 169H152V171H153ZM80 171V170H79ZM126 171V170H125ZM146 171V170H145ZM152 171H150V172H152ZM168 171V169L166 170V172ZM74 172V171H73ZM83 172V171H82ZM134 172V171H133ZM137 172V171H136ZM147 172V171H146ZM163 172V171H162ZM89 173V172H88ZM156 173V172H155ZM154 173V174H155ZM161 173V172H160ZM170 173V172H169ZM173 173V172H172ZM79 174V173H78ZM98 174V173H97ZM102 174V173H101ZM131 174V173H130ZM157 174H158V172H157ZM163 174V173H162ZM165 174V173H164ZM163 174V175H164ZM259 174V173H258ZM65 175V174H64ZM103 175V174H102ZM104 176V175H103ZM160 175H158V177H159ZM166 176V175H165ZM88 177V176H87ZM157 177V176H156ZM158 177H157V179H158ZM65 178H67V177H65ZM97 178V177H96ZM99 178V177H98ZM154 178V177H153ZM160 178H162V176L160 177ZM85 179V178H84ZM88 179V178H87ZM134 179V178H133ZM142 179H143V176H142ZM165 184H164V186H163V189H162V191L160 190V192H161V196H158V200H157V204L156 205H158L157 207L159 208V210H158V212H154V215H152V214H150V215H143V220L145 221L144 222V224L138 229V231H137V233H139V235H138V239H140V241H139V246L136 244L135 245V251H136V253H134L133 252V254H132V252H130V254H129V259H128V249H126V252H124V255H123V257L121 258L120 257V260L116 263V264H121V262H124V264H125V261L124 260H126V264H218V260L217 259H212V258H209V259H205V258H203L201 255H199V252H200V249H199V247L196 245V244H192V245H190L189 247H187L186 246V242H187V240L185 241V239L187 238V236H186V232L183 230V228L180 226V221L181 220H183L184 218L186 219V218H190L189 217V215H191L192 213H194V207H196L195 206V202L193 201V200H191V198L190 197H187V196H185V194H184V191L189 187V185H190V181H187V175H186V173L185 172H183V171H180L177 175H176V177L175 176H172V174H169L168 176H166L165 178ZM253 179V178H252ZM100 181V180H99ZM124 181V180H123ZM132 181V180H131ZM160 181V180H159ZM98 182V181H97ZM135 182H136V185H138L139 184V194L140 195H142V193H143V191H145V189L146 188H143V182L141 181L140 183H139V178L138 177H135ZM163 182H164V180H163ZM61 183V182H60ZM96 183V182H95ZM142 183V184H141ZM162 182H160V184H161ZM94 184V183H93ZM157 184L159 185V183L157 182ZM157 184L156 185H154V186H156V188H157ZM14 185H15V183H14ZM121 185V184H120ZM125 186V185H124ZM253 186V185H252ZM254 187V186H253ZM17 188H19V187H17ZM16 188V189H17ZM118 189V188H117ZM130 189V188H129ZM22 190V189H21ZM123 190V189H122ZM143 190V191H142ZM191 190V189H190ZM192 190H193V188H192ZM138 191V190H137ZM99 192H100V189H99ZM119 192V191H118ZM29 193V192H28ZM122 193V192H121ZM123 193H124V191H123ZM129 193V192H128ZM120 194V193H119ZM159 194V193H158ZM103 195V194H102ZM101 194H100V196H102ZM160 195V194H159ZM192 195H194V193L192 194ZM20 195H18V197H19ZM24 196H26V195H24ZM29 196V195H28ZM154 196V195H153ZM156 196H157V193H156ZM16 197V196H15ZM27 197V196H26ZM146 197V196H145ZM219 197V198H220ZM30 197H28V199H29ZM62 198V197H61ZM102 198H103V196H102ZM155 198V197H154ZM27 199V200H28ZM118 199H120V198H118ZM125 199V198H124ZM124 199H120V200H124ZM19 201H20V199H18ZM25 201L26 203L28 202V201ZM153 200V199H152ZM15 201V200H14ZM30 201V200H29ZM86 201V200H85ZM119 201V200H118ZM17 202V201H16ZM66 202V201H65ZM108 202V201H107ZM121 202V201H120ZM123 202V201H122ZM125 202V201H124ZM13 203V202H12ZM15 203V202H14ZM125 203H127V202H125ZM149 204V203H148ZM13 205V204H12ZM18 205H20L21 206V204H18ZM24 205V204H23ZM69 205V204H68ZM101 205V204H100ZM119 205V204H118ZM151 205V204H150ZM20 206H19V210L21 209L20 208ZM115 206H116V204H115ZM14 207H16V203H15V206ZM14 207H13V211H14ZM94 207H96V206H94ZM122 207H123V205H122ZM125 207V206H124ZM128 207V206H127ZM237 207H238V205H237ZM17 208V207H16ZM23 208V207H22ZM142 208V207H141ZM141 208L139 207V211L141 210ZM27 209V208H26ZM101 209V208H100ZM117 209H120V208H118L117 207ZM116 209V210H117ZM149 209V208H148ZM148 209H147V211H148ZM12 210V209H11ZM17 210V209H16ZM33 210V209H32ZM121 210H122V208H121ZM26 210H24V212H25ZM153 211V210H152ZM152 211H151V213H152ZM11 212V211H10ZM17 212H18V210H17ZM20 212H22V211H20ZM30 212V211H29ZM98 212V211H97ZM101 212V211H100ZM32 213V212H31ZM121 215H123L124 216V214L122 213V212H119ZM128 213H130V211L128 212ZM127 213V214H128ZM18 214V213H17ZM115 214H116V211H115ZM118 214V213H117ZM144 214H146V213H144ZM9 215V214H8ZM16 215V214H15ZM30 215H32V214H30ZM34 215V214H33ZM36 215V214H35ZM40 215V214H39ZM54 215V214H53ZM53 215L52 214H50L49 216V218H48V221H45L42 217H40V218H38V219H40V220H38L36 223H34L33 225H25V227L23 228V232H25V233H23L24 234V236H25V238H26V240H27V243L29 244V246H30V253L31 254H33L34 256H36V255H39L43 250H49V244H48V242L47 241H49V240H51V238H53L54 237V239H55V236H56V234H57V229L59 228V226L57 225V224H54V222H53ZM21 216V215H20ZM116 216H120V215H116ZM122 216V217H123ZM10 217H13V216H10ZM15 217H17V218H19V215L18 216H15ZM23 217V216H22ZM121 217V216H120ZM125 217V216H124ZM128 217V216H127ZM127 217H125V218H127ZM16 218V219H17ZM31 218V217H30ZM37 218V217H36ZM9 219V218H8ZM11 219H13V218H11ZM21 219V218H20ZM33 219V218H32ZM57 219V218H56ZM55 219V221H57ZM22 220V219H21ZM23 220L25 221V223H26V220L23 218ZM125 220V219H124ZM11 221V220H10ZM13 221H15V219L13 220ZM12 221V222H13ZM34 221V220H33ZM11 222V223H12ZM96 220H94V218L93 217H90L89 218V220L87 221V223H88V225L91 227V229H93L94 231H96ZM130 222H132V221H130ZM140 222V221H139ZM22 223V222H21ZM24 223V224H25ZM29 223V222H28ZM27 223V224H28ZM31 223H33V222H31ZM141 223H142V221H141ZM30 224V223H29ZM136 224H137V222H136ZM134 225V224H133ZM15 226V225H14ZM16 227H18V224H17V226ZM19 227H20V223H19ZM18 227V228H19ZM23 227V226H22ZM137 227V226H136ZM36 228V229H35ZM14 229H16V228H14ZM29 229L30 230H32V231H30L29 232ZM90 229V230H91ZM108 229V228H107ZM191 229H193V228H191ZM18 230H20V229H18ZM22 231V230H21ZM21 231H20V233H21ZM110 232V231H109ZM187 232L188 233H190V230L188 231V229H187ZM62 233V232H61ZM132 233H133V231H132ZM199 233V232H198ZM22 235V234H21ZM63 235V234H62ZM122 235V234H121ZM2 236V235H1ZM7 236V235H6ZM23 236V237H24ZM33 236V237H32ZM108 236H110L109 238L111 239H109V241H112V243H114L115 241H117L119 238L118 237H120V234H119V228L118 227H114V230H113V232L111 233V235H108ZM22 237V238H23ZM59 237H60V235H59ZM86 242L87 241H90V240H92V237L91 236H87L86 235ZM98 237V236H97ZM199 237H201V236H199ZM122 238V237H121ZM93 239H95V238H93ZM133 239V238H132ZM23 240H24V238H23ZM122 240V239H121ZM25 241V240H24ZM37 241H40L41 243L39 244V242H37ZM59 241V240H58ZM82 242V241H81ZM207 242V241H206ZM21 243H23L22 245H24V242H21ZM26 243V244H27ZM88 243V242H87ZM99 243V242H98ZM120 242H118L117 241V244H119ZM89 244H90V242H89ZM104 244V243H103ZM102 244V245H103ZM198 244V243H197ZM82 245V244H81ZM106 245V244H105ZM68 246H71V245H68ZM123 247V248H121V249H123L124 250V248H126V247H124L123 246V244H121L120 243V247ZM192 246V247H191ZM202 246H204L203 244H202ZM20 247H22V246H20ZM42 247V248H41ZM84 247V246H83ZM119 247V246H118ZM134 247V246H133ZM26 248V247H25ZM28 248V247H27ZM41 248V249H40ZM85 248V247H84ZM90 248V247H89ZM20 249V248H19ZM55 249V248H54ZM67 249H68V247H67ZM209 249V248H208ZM24 250V249H23ZM23 250H19V252L21 251H23ZM117 250V249H116ZM131 250H133L134 251V249L132 248ZM205 250V249H204ZM216 250V249H215ZM82 251V250H81ZM121 251V250H120ZM125 251V250H124ZM206 251V250H205ZM86 253H88L89 254V252L90 251H88V249H87V251H85ZM106 252H109V254H110V252L111 253H113L112 252V249H111V251L109 250V251H106ZM116 252H118V251H116ZM123 252V251H122ZM29 253V252H28ZM45 253V252H44ZM53 253V252H52ZM48 254V253H47ZM46 254V255H47ZM67 254V253H66ZM82 254V253H81ZM80 254V255H81ZM87 254V255H88ZM127 254V255H126ZM27 255V254H26ZM76 255V254H75ZM84 254H82V256H83ZM86 255V256H87ZM112 255V254H111ZM125 255H126V259H124L125 258ZM20 256V255H19ZM49 256H51L50 254H48L47 256H46V258H45V260H48V264H53L54 262H53V256H52V258H48L47 259V257H49ZM65 256V255H64ZM85 256V257H86ZM113 256V255H112ZM114 256H116V255H114ZM44 257V256H43ZM84 256H83V258H85ZM119 257V256H118ZM118 257H116V259H118ZM25 258V257H24ZM68 258V257H67ZM114 258V257H113ZM44 259V258H43ZM77 259H79L78 257H77ZM82 259V258H81ZM28 260V259H27ZM65 260V259H64ZM67 260V259H66ZM76 260V259H75ZM87 260V259H86ZM86 260H83L84 262L86 261ZM114 260V259H113ZM128 260V261H127ZM77 261V260H76ZM115 261H117V260H115ZM28 262V261H27ZM47 262V261H46ZM78 262V261H77ZM81 261L79 260V262H78V264L80 263ZM29 264V263H28ZM47 264V263H46ZM65 264V263H64ZM76 264V263H75ZM86 264V263H85ZM113 264H115L114 262H113Z\"/></svg>",
	"mask_w": 264,
	"mask_h": 264
}]
</instances>
